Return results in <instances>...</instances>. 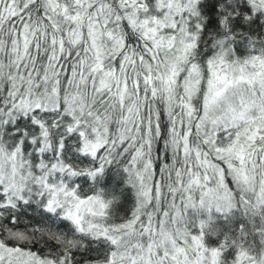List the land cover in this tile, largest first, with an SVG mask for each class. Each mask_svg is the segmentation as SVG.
I'll return each mask as SVG.
<instances>
[{
  "label": "snow or ice",
  "instance_id": "1",
  "mask_svg": "<svg viewBox=\"0 0 264 264\" xmlns=\"http://www.w3.org/2000/svg\"><path fill=\"white\" fill-rule=\"evenodd\" d=\"M0 264H264V0H0Z\"/></svg>",
  "mask_w": 264,
  "mask_h": 264
}]
</instances>
